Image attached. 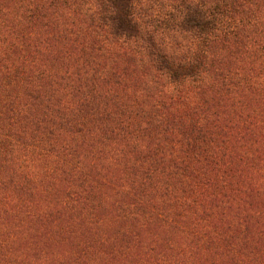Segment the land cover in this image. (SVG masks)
Here are the masks:
<instances>
[{"label":"trees","instance_id":"obj_1","mask_svg":"<svg viewBox=\"0 0 264 264\" xmlns=\"http://www.w3.org/2000/svg\"><path fill=\"white\" fill-rule=\"evenodd\" d=\"M0 264H264V0H0Z\"/></svg>","mask_w":264,"mask_h":264}]
</instances>
